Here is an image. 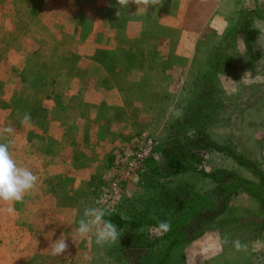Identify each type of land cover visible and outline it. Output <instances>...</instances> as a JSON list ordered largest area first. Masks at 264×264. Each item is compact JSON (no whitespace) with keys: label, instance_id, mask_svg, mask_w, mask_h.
I'll list each match as a JSON object with an SVG mask.
<instances>
[{"label":"rangeland","instance_id":"1","mask_svg":"<svg viewBox=\"0 0 264 264\" xmlns=\"http://www.w3.org/2000/svg\"><path fill=\"white\" fill-rule=\"evenodd\" d=\"M91 1L0 0V129H14L0 142L11 140L12 158L38 176L13 203L14 215L0 211V264H125L106 252L122 234L100 246L95 228L77 235V222L87 207L123 217L129 203L150 211L145 166L161 167L156 148L164 142L195 154L198 171L174 184L208 190L214 185L202 171L216 169L258 179L234 158L244 156L245 122L256 119L251 107L264 96V56L250 63L223 41L241 10L264 21V0H161L148 9L130 3L119 15L116 0ZM247 72L255 82L241 80ZM25 113L31 121L22 124ZM90 118L97 123L85 130ZM250 129L256 132L254 124ZM198 131L234 153L197 145ZM247 198L233 197L219 229L206 225L201 239L173 248L165 264H264V244L240 251L232 244L248 238L241 219L259 214L243 211L254 205ZM139 232L161 235L147 226ZM58 238L69 248L53 256ZM164 250L157 241L151 259Z\"/></svg>","mask_w":264,"mask_h":264},{"label":"trees","instance_id":"2","mask_svg":"<svg viewBox=\"0 0 264 264\" xmlns=\"http://www.w3.org/2000/svg\"><path fill=\"white\" fill-rule=\"evenodd\" d=\"M238 19L239 21L236 20L235 25L225 33L223 42L235 56L244 57L250 63L256 64L264 56L260 49L264 40L260 31L253 27L252 20L244 17L242 10ZM196 134L197 137L193 141L204 149H217L231 155L234 153L229 152L227 146H217L208 134L200 131ZM156 151L161 156V167L155 168L152 163L151 166L147 164V173L144 174L151 176L147 178L153 182L151 185L145 184L144 188V201L150 211L142 209L141 204L136 207L137 204L131 206L129 203L121 207L124 217L114 213L108 214L105 218L111 219L117 225L122 239L119 243L107 247V254L115 255L128 264H165L173 248L201 239L209 230L206 225H212L210 228L217 225L231 199L240 192H246L255 199L260 209L255 220L243 222L241 219L239 222L240 228L248 229L244 231L243 236L254 239L264 231V170L255 165L254 161L235 154L234 159L238 165L253 169L258 176L257 182L227 169H216L211 172L202 171L214 186L208 190H199L190 183L174 184V179L178 176L198 171L194 166L195 154L184 151L180 145H169L167 142L158 145ZM160 179L173 181H170L172 183L167 187L163 182H157ZM154 183L156 186H153ZM162 192L165 195L160 198ZM132 201L135 202L134 199ZM164 219L170 220L171 230L157 239H151L146 233L139 232L145 226L156 229L157 221ZM215 228L219 229V226ZM157 241H164L165 250L160 260H152L149 248Z\"/></svg>","mask_w":264,"mask_h":264},{"label":"clouds","instance_id":"3","mask_svg":"<svg viewBox=\"0 0 264 264\" xmlns=\"http://www.w3.org/2000/svg\"><path fill=\"white\" fill-rule=\"evenodd\" d=\"M118 9L117 15H119L120 8H128L130 3H134L140 7L148 9L149 7H155L161 3V0H116ZM253 27L258 29L261 33V38H264V21H253ZM262 52H264V45L260 46ZM245 84H251L255 82L251 78V73H245L241 79ZM233 92L236 89H232ZM31 121V115L25 113L21 119L22 124H27ZM14 129L9 126L0 129V136L5 133L11 135ZM12 141L0 142V202L8 204L7 207L0 209V211L6 212L8 215L15 214L14 202H22L24 195L27 192L32 191L37 183L38 176L33 173L27 167L18 166L16 161L12 158L10 152V146ZM108 215L105 209L99 207H87L83 210V215L78 220V227L76 233L80 237H86L89 232L95 228V242L97 245L103 246L107 242H116L120 238V232L115 223L111 219H106ZM171 230L170 220H158L156 225V234L167 233ZM228 238L225 237L223 243H228ZM233 246L237 251L241 249H247V245H242L239 240L232 241ZM69 244L65 238H58L54 241L51 248V254L53 256H61L68 251Z\"/></svg>","mask_w":264,"mask_h":264},{"label":"crops","instance_id":"4","mask_svg":"<svg viewBox=\"0 0 264 264\" xmlns=\"http://www.w3.org/2000/svg\"><path fill=\"white\" fill-rule=\"evenodd\" d=\"M97 1L98 0H92L91 3H95ZM107 88H113L114 89V86H110ZM101 91L102 90H100L99 92H101ZM113 93H114V90H113ZM79 98L82 99L81 97H79ZM103 99H104V96H103ZM83 101L86 102V100H84V99H83ZM107 105H110V102H107ZM91 108H93V106ZM95 109H98V108L96 107ZM251 111L254 113L256 119L252 120L250 123L245 122V125H247V126L249 125V129H247L245 131V134L242 136L241 144H240L241 150H242L241 153L245 157H247L248 159L255 161L259 165V167L262 170H264V96H263V98L258 100L253 107H251ZM102 113L106 114V112H102ZM110 113H107V114H110ZM97 120H94L92 118L88 119L87 124H85V130L93 127V123H97ZM252 124H254L256 127L255 133L252 132V130L250 129V126ZM253 151L255 152L254 154H253ZM241 176H243V177H245L251 181H256V182L258 181L257 178L250 177L247 174L246 175L241 174ZM237 195H239L243 199L249 197L250 199H252L251 201H254L253 202L254 205H255V203L257 205L256 200L253 199L252 197H250L246 192H240ZM237 195H235V196H237ZM249 198H247V199H249ZM247 202H249V201H247ZM254 205H252L251 207L247 206V207L242 208V209H243V211L245 210V213H248L249 211L257 212L259 210V206L258 205L254 206ZM245 240H246L245 244H244V242L242 244L247 245V248L249 247V244L251 245V242L254 243L255 247L261 246L264 244V231L252 240H249L248 238Z\"/></svg>","mask_w":264,"mask_h":264},{"label":"built area","instance_id":"5","mask_svg":"<svg viewBox=\"0 0 264 264\" xmlns=\"http://www.w3.org/2000/svg\"><path fill=\"white\" fill-rule=\"evenodd\" d=\"M143 155H144V154L139 153V154L137 155L138 159H142V156H143Z\"/></svg>","mask_w":264,"mask_h":264}]
</instances>
